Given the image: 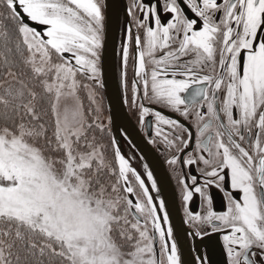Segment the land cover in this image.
Returning <instances> with one entry per match:
<instances>
[{
  "label": "snow or ice",
  "instance_id": "obj_1",
  "mask_svg": "<svg viewBox=\"0 0 264 264\" xmlns=\"http://www.w3.org/2000/svg\"><path fill=\"white\" fill-rule=\"evenodd\" d=\"M109 7L0 0V264H213V235L221 264H264V0L123 8V103L166 156L180 228L99 115Z\"/></svg>",
  "mask_w": 264,
  "mask_h": 264
},
{
  "label": "flooded vegetation",
  "instance_id": "obj_2",
  "mask_svg": "<svg viewBox=\"0 0 264 264\" xmlns=\"http://www.w3.org/2000/svg\"><path fill=\"white\" fill-rule=\"evenodd\" d=\"M127 3L128 0H108V4H113L119 9L120 12L118 19V29L115 36V49L122 36L121 25H122V20L124 18L123 8L124 6H126ZM117 61H118V56L115 51L116 76L118 81ZM132 75H133L132 61L130 59L129 67H128L129 80H131ZM118 86H119V81H118ZM107 107H108V103H107ZM124 108L133 126H131L128 130H126L127 133L129 134V137L128 140H125L124 138V148L122 152L128 158H130L132 166L135 167L138 171L143 172V167H142L143 163L149 164L150 168L153 170L154 177L157 179L158 185L162 187V197L166 201V205L171 214L172 223L176 228H180L182 221V211H181V205L178 195V185L176 183L175 178L170 173L169 166L165 163L166 156L161 154V152H158L152 145L147 143V139L145 138V133L143 130H141L138 124L137 114L130 111L126 105H124ZM108 116H109V108H108ZM109 122L111 124L110 118H109ZM141 157H143V159H141ZM213 194L215 197L216 205L219 208L221 202V194L215 191ZM191 243H192L191 241L183 242V248L185 251L186 258H188V249ZM195 243L199 247H201V249H203V245L200 244L199 240L195 241ZM205 243L209 245V247L212 249L210 255L213 264H221L223 258L220 252L218 236L213 235L211 238L206 239Z\"/></svg>",
  "mask_w": 264,
  "mask_h": 264
},
{
  "label": "water",
  "instance_id": "obj_3",
  "mask_svg": "<svg viewBox=\"0 0 264 264\" xmlns=\"http://www.w3.org/2000/svg\"><path fill=\"white\" fill-rule=\"evenodd\" d=\"M109 6L107 41L102 58L105 79V87L103 88V91L108 103L112 135H114L119 141V146L121 150H123L124 136L122 135V129L128 130L133 125L125 111L123 98L120 93L116 76L115 36L118 29V19L120 12L119 9L113 4H109Z\"/></svg>",
  "mask_w": 264,
  "mask_h": 264
},
{
  "label": "rangeland",
  "instance_id": "obj_4",
  "mask_svg": "<svg viewBox=\"0 0 264 264\" xmlns=\"http://www.w3.org/2000/svg\"><path fill=\"white\" fill-rule=\"evenodd\" d=\"M98 99L101 105V112L99 113L100 118L105 122V124H109L108 107L104 98L103 89H98Z\"/></svg>",
  "mask_w": 264,
  "mask_h": 264
},
{
  "label": "trees",
  "instance_id": "obj_5",
  "mask_svg": "<svg viewBox=\"0 0 264 264\" xmlns=\"http://www.w3.org/2000/svg\"><path fill=\"white\" fill-rule=\"evenodd\" d=\"M110 137L105 135L103 138V143L108 144Z\"/></svg>",
  "mask_w": 264,
  "mask_h": 264
}]
</instances>
